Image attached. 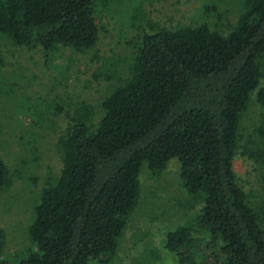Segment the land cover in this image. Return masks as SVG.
<instances>
[{
	"label": "trees",
	"instance_id": "trees-1",
	"mask_svg": "<svg viewBox=\"0 0 264 264\" xmlns=\"http://www.w3.org/2000/svg\"><path fill=\"white\" fill-rule=\"evenodd\" d=\"M216 1L205 2L206 13L217 10ZM115 2L0 0L1 40L37 52L58 83L68 76L59 58L93 53L92 76L108 84L98 109L85 99L69 104L72 113L55 100L32 105L41 129L54 132L56 118L68 116L56 141L61 166L35 193L26 249L8 250L0 225V264H109L138 205L142 165L158 176L173 158L189 203L199 208L191 223L164 231L161 249L176 264H264V207L250 203L233 168L241 148L264 184V0H240L226 31L207 22L169 28L146 21L148 30L122 42L117 63L101 64L95 49ZM14 91L0 72V94L17 99ZM252 103L259 120L239 143ZM27 150L34 156L20 159L15 173L0 154V198L14 177L38 182L37 150Z\"/></svg>",
	"mask_w": 264,
	"mask_h": 264
},
{
	"label": "rangeland",
	"instance_id": "rangeland-1",
	"mask_svg": "<svg viewBox=\"0 0 264 264\" xmlns=\"http://www.w3.org/2000/svg\"><path fill=\"white\" fill-rule=\"evenodd\" d=\"M206 1L117 0L104 15L103 32L95 49L100 56L99 61L102 64L108 59L117 63L118 56L123 52L122 42L142 28L148 30L146 21L169 28L207 22L212 28L226 31L236 21L240 0H218L217 10L211 13L203 9ZM90 56L93 57V53L67 52L63 58H59V62L67 65L68 76L58 83L60 79H54L49 70L43 67L37 52L13 46L0 39L3 63L1 76L4 81L14 83L17 97L9 98L0 94V154L12 173H15L20 159L34 156L28 153L30 145L35 147L38 155L35 170L39 180L36 185L14 177L11 185L1 194L0 225L6 229V248L13 253L26 249L29 243L27 222L31 217V205L36 191L43 187L49 175L59 172L61 162L56 141L68 122V116L62 112L56 118L57 129L54 132L41 129L35 124L37 114L32 105L38 101L55 100L64 103L65 111L72 113L73 108L69 104L85 99L98 109L97 104L108 84L93 78L97 64L90 60ZM259 111L252 103L244 112L239 130L242 139L239 143L253 131L255 122L257 126ZM31 133L33 141L30 140L29 144L26 139ZM233 168L250 203L258 208L264 207V184L257 170L258 165L243 155L241 148H238L233 158ZM140 184L138 205L128 217L124 235L120 237L119 251L109 264H176L173 255L161 249L163 233L179 224L191 223L199 205H191L181 187L176 158L171 159L158 176H152L146 164H143ZM261 223L264 228V218Z\"/></svg>",
	"mask_w": 264,
	"mask_h": 264
}]
</instances>
